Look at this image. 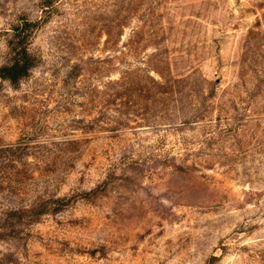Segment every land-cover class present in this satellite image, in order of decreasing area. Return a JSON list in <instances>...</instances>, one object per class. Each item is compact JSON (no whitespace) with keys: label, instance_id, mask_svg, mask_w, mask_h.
I'll use <instances>...</instances> for the list:
<instances>
[{"label":"rangeland","instance_id":"374dc122","mask_svg":"<svg viewBox=\"0 0 264 264\" xmlns=\"http://www.w3.org/2000/svg\"><path fill=\"white\" fill-rule=\"evenodd\" d=\"M43 1L0 0V66L46 19L0 78V264H264V0Z\"/></svg>","mask_w":264,"mask_h":264},{"label":"trees","instance_id":"16d2710c","mask_svg":"<svg viewBox=\"0 0 264 264\" xmlns=\"http://www.w3.org/2000/svg\"><path fill=\"white\" fill-rule=\"evenodd\" d=\"M54 6L53 0H44L42 7L46 10V14H51V9ZM46 20V19H45ZM44 20V21H45ZM44 21L30 22L25 19L20 25L15 27L14 38L10 42L11 59L5 65L0 66V78L12 85H18L23 80L27 79L31 72L37 67V59L30 50V40L35 30H37ZM163 82H158L152 79L153 86L148 88V93L152 94L155 89L159 88L161 91L171 94V98L179 93L178 87L183 84L185 80L167 79L162 77ZM177 88V89H175ZM163 89V90H162ZM134 87H132V93ZM128 92V91H127ZM130 93V96L132 95ZM65 200H57L58 204ZM38 214V213H37ZM7 226L0 223V239L3 238V231L7 230Z\"/></svg>","mask_w":264,"mask_h":264}]
</instances>
